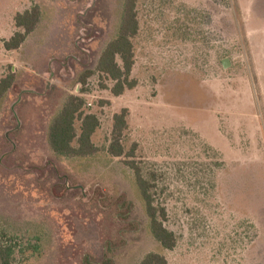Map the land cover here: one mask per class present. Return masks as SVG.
Returning <instances> with one entry per match:
<instances>
[{
    "label": "rangeland",
    "instance_id": "obj_1",
    "mask_svg": "<svg viewBox=\"0 0 264 264\" xmlns=\"http://www.w3.org/2000/svg\"><path fill=\"white\" fill-rule=\"evenodd\" d=\"M124 2L0 0V80L16 76L0 102V229L20 245L19 264H139L149 253L264 264V0H140L136 86L114 97L96 66ZM33 7L38 26L7 51L15 16ZM70 95L100 120L90 156L48 144ZM124 108L123 144L166 209L171 251L149 232L127 158L108 152Z\"/></svg>",
    "mask_w": 264,
    "mask_h": 264
},
{
    "label": "trees",
    "instance_id": "obj_2",
    "mask_svg": "<svg viewBox=\"0 0 264 264\" xmlns=\"http://www.w3.org/2000/svg\"><path fill=\"white\" fill-rule=\"evenodd\" d=\"M139 1L125 0L117 34L101 52L96 66V71L101 78L112 84L110 93L114 97H120L125 91L136 86L135 81L132 79V71L135 66L134 39L140 31L137 12ZM14 20L18 31L4 42V48L7 51H14L22 46L26 36L38 26L40 11L37 7H33L17 14ZM91 75H93V71L85 72L80 77V81L86 84V79ZM15 81L16 76L12 72L0 80V102L13 87ZM104 88H107V86ZM84 106L85 101L83 98L70 95L62 109L52 120L48 131V144L55 154L62 157H84L90 156L96 151L92 138L101 125L100 120L97 115L86 113ZM128 116L129 110L126 108L114 115L108 152L114 158H127L126 164L135 174L137 186L145 204L149 220V232L163 249L171 251L177 245V238L165 226L167 221L166 209L156 207L153 204L152 195L150 194L151 183L143 178L141 169L134 161L129 160L134 157L135 147L126 151L123 144L125 133L128 130ZM77 123H80L79 132L76 129ZM126 216L127 214H123L121 218H126ZM110 245L111 243L105 245L104 255L106 257H108V251L111 250ZM19 246L15 239L9 237L0 229V264H19L17 259L20 252ZM139 264L169 263L163 255L149 253Z\"/></svg>",
    "mask_w": 264,
    "mask_h": 264
},
{
    "label": "water",
    "instance_id": "obj_3",
    "mask_svg": "<svg viewBox=\"0 0 264 264\" xmlns=\"http://www.w3.org/2000/svg\"><path fill=\"white\" fill-rule=\"evenodd\" d=\"M222 66L224 69H227L230 66V61L227 58L223 59Z\"/></svg>",
    "mask_w": 264,
    "mask_h": 264
}]
</instances>
